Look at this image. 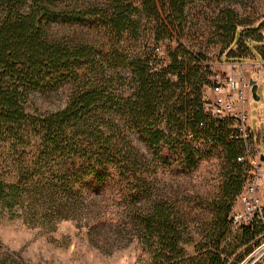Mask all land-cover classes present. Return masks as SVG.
<instances>
[{
  "label": "trees",
  "instance_id": "trees-1",
  "mask_svg": "<svg viewBox=\"0 0 264 264\" xmlns=\"http://www.w3.org/2000/svg\"><path fill=\"white\" fill-rule=\"evenodd\" d=\"M27 1L30 9L22 12ZM190 1L97 0L86 7L76 3L61 8L53 0H0V142L16 138L15 131L27 124L24 102L30 91L49 88L61 72H72L73 67L91 72L100 68L91 45L46 41L48 25H80L92 19L93 29L103 28L108 37L128 34L136 39L149 33L152 41L142 45L139 63L131 67L134 89L129 99L116 100L105 89L82 85L63 111L40 116V192L62 198L77 189L101 194L123 187L131 207L129 221L146 244L155 246L159 264H240L257 247L254 241L261 228L242 229L239 243L222 247L246 169L237 162L238 144L228 142L223 131L216 142L205 143V132L198 127L210 63L184 46L163 54V43L185 24ZM221 18L216 30L227 38L224 55H249L246 40L253 39H241L231 12ZM240 45L244 49L235 51ZM128 134L145 145L150 158L140 154ZM202 147L224 151L227 169L209 207L207 229L194 240L188 233L191 213L154 200L151 181L157 170L170 169L171 163L176 175L190 173ZM173 157L177 163L170 161ZM249 243L254 244L230 261L234 251ZM183 244L195 245L193 257L180 249Z\"/></svg>",
  "mask_w": 264,
  "mask_h": 264
},
{
  "label": "rangeland",
  "instance_id": "rangeland-1",
  "mask_svg": "<svg viewBox=\"0 0 264 264\" xmlns=\"http://www.w3.org/2000/svg\"><path fill=\"white\" fill-rule=\"evenodd\" d=\"M53 1L56 7L63 8L74 7L76 3L86 7L97 0ZM30 5L27 1L22 12H28ZM225 11L233 14L241 39L256 40H246L249 55L242 59L224 55L229 46L227 38L216 29ZM260 24L264 25V0H191L185 24L171 41L164 40L163 54L179 46L187 47L219 73L227 70L226 63L262 65L264 26L259 28ZM94 27L92 19H84L80 25L52 23L44 29L48 42L91 45L100 68L91 72L88 67H73L72 72H61L49 88L30 91L24 102L27 124L15 131L18 137L0 142V264H159L155 246L146 244L129 221L131 207L123 198V187L101 194L77 189L62 198L40 192V116L63 111L82 85L88 89H105L116 100L129 99L134 89L131 67L139 63L142 45L152 41L149 33L136 39L128 34L116 38L108 37L103 28ZM249 65L244 68L256 73L251 80L258 85L259 98L249 101V128L258 139L256 149L264 155V65L251 70ZM128 137L140 154L150 158V151L134 134ZM199 150L196 168L190 173L176 175L171 163L170 169L157 170L151 181L154 200L166 201L191 213L188 233L194 240H200L207 229L209 207L227 169L224 151L204 147ZM170 161L177 163L178 158ZM241 181L231 212L241 208L245 180L241 178ZM260 198L264 206V177ZM259 230L261 237L254 241L257 247L240 264H264V230ZM239 238L240 230L228 229L222 247H234ZM254 243L234 251L230 261ZM180 249L188 257L195 255L194 244H183Z\"/></svg>",
  "mask_w": 264,
  "mask_h": 264
},
{
  "label": "built area",
  "instance_id": "built-area-1",
  "mask_svg": "<svg viewBox=\"0 0 264 264\" xmlns=\"http://www.w3.org/2000/svg\"><path fill=\"white\" fill-rule=\"evenodd\" d=\"M208 67L211 75L208 86L202 90L203 119L198 127L205 132V143L216 142L223 131L228 142L238 144L241 156L237 162L246 169L245 186L240 195L241 208L231 212L229 226L235 230L258 226L264 230V206L260 198L264 155L256 149L258 139L249 128L252 80L240 63H226L227 70L221 73L215 72L211 64ZM191 138L192 135H187V139Z\"/></svg>",
  "mask_w": 264,
  "mask_h": 264
},
{
  "label": "water",
  "instance_id": "water-1",
  "mask_svg": "<svg viewBox=\"0 0 264 264\" xmlns=\"http://www.w3.org/2000/svg\"><path fill=\"white\" fill-rule=\"evenodd\" d=\"M251 84V98L255 101H258L259 98L256 96L257 84L254 81H250ZM262 161L264 162V156L262 157Z\"/></svg>",
  "mask_w": 264,
  "mask_h": 264
},
{
  "label": "crops",
  "instance_id": "crops-1",
  "mask_svg": "<svg viewBox=\"0 0 264 264\" xmlns=\"http://www.w3.org/2000/svg\"><path fill=\"white\" fill-rule=\"evenodd\" d=\"M226 65V64H225ZM245 67H246V65H249V64H243ZM258 65H260V66H262V65H264V63L261 65V64H251V65H249L248 67L250 68V70L254 67V66H258ZM214 67V66H213ZM248 72V71H247ZM248 75H249V77L252 79V77L254 76V75H256V73L255 72H253V71H251L250 73L248 72ZM258 86V85H257ZM262 120L264 121V106H263V109H262ZM263 136H264V132H263Z\"/></svg>",
  "mask_w": 264,
  "mask_h": 264
}]
</instances>
